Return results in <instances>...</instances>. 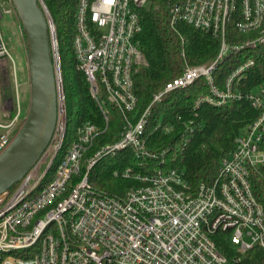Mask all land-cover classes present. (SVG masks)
I'll list each match as a JSON object with an SVG mask.
<instances>
[{
    "label": "built area",
    "instance_id": "2783aa9c",
    "mask_svg": "<svg viewBox=\"0 0 264 264\" xmlns=\"http://www.w3.org/2000/svg\"><path fill=\"white\" fill-rule=\"evenodd\" d=\"M169 1L171 25L182 22L219 36V51L210 62L186 64L134 121L129 115L138 102L134 74L147 64L138 42L139 10L148 0H78L74 51L106 128L110 109L121 113L120 136L87 156L101 131L86 121L66 145L68 113L57 54L58 112L50 142L15 186L0 194V264H242L248 250L264 248V205L251 180L264 166V79L249 90L239 88L264 60V0ZM5 14L18 19L12 0H0V20ZM232 54L240 57L218 86L214 73ZM11 65L0 28V155L25 119L18 95L2 92L1 73ZM200 78L209 92L195 99V109L246 98L257 116L235 138L214 179L193 185L183 170L164 167L169 149L151 151L147 131L154 105ZM186 125L191 134L193 121ZM174 127L162 118L153 125L166 133ZM126 149L134 151L138 166L147 159H158L159 166L146 172L124 168L123 177L140 183L123 197L97 190L89 180L91 169ZM218 235L228 239L230 253L220 250Z\"/></svg>",
    "mask_w": 264,
    "mask_h": 264
},
{
    "label": "trees",
    "instance_id": "16d2710c",
    "mask_svg": "<svg viewBox=\"0 0 264 264\" xmlns=\"http://www.w3.org/2000/svg\"><path fill=\"white\" fill-rule=\"evenodd\" d=\"M44 2L56 28L68 121L72 107L78 104L77 125L90 121L101 131L86 154L89 156L102 145L119 138L123 118L118 110L111 108L106 128L104 115L91 96L86 73L79 66L73 47L77 33L78 0ZM169 6V0H148V4L139 10L142 29L138 34V42L147 64L139 67L134 74L138 102L129 113L134 121L150 104L153 95L179 76L186 64L210 62L219 51V36L182 22L172 26ZM230 33L236 35L235 31L231 30ZM244 37L239 35V40ZM239 57L240 55L232 54L215 71L214 78L218 86L222 85L223 76L236 65ZM249 76V80L242 82L239 88L249 90L264 79V60L250 71ZM208 92L209 84L204 78H200L188 87L166 94L160 103L154 105L147 131V143L151 151L169 149L164 167L183 170L193 185L214 179L221 159L233 150L235 138L257 116V110L246 98L223 105L204 103L195 109V99ZM159 118H162L163 123H173L174 129L170 133L155 130L153 125ZM190 121H193L194 126L191 134L186 132V123ZM187 136H190L189 142L181 144ZM68 143L69 141L66 145ZM138 163L132 149L120 151L114 156H105L91 169L89 180L97 190L123 197L130 187L140 183L139 180L123 177L121 171L124 168L130 166L146 172L148 167L153 170L159 166L158 159L144 160L142 166H138ZM251 180L256 197L264 205V166L253 171ZM216 241L223 253L232 251L226 237L218 235ZM242 264H264V248L255 246L248 250L243 254Z\"/></svg>",
    "mask_w": 264,
    "mask_h": 264
},
{
    "label": "water",
    "instance_id": "95a60500",
    "mask_svg": "<svg viewBox=\"0 0 264 264\" xmlns=\"http://www.w3.org/2000/svg\"><path fill=\"white\" fill-rule=\"evenodd\" d=\"M12 1L24 34L31 93L23 126L0 155V194L17 183L40 157L50 142L58 112L55 58L59 52L48 7L44 0Z\"/></svg>",
    "mask_w": 264,
    "mask_h": 264
},
{
    "label": "rangeland",
    "instance_id": "374dc122",
    "mask_svg": "<svg viewBox=\"0 0 264 264\" xmlns=\"http://www.w3.org/2000/svg\"><path fill=\"white\" fill-rule=\"evenodd\" d=\"M50 16L52 18L51 13ZM0 28L4 41L14 60V68L11 65V68H5L1 73L2 92L5 96L14 98L18 95L22 107V116L25 118L29 110L31 82L24 34L17 17H12L9 14H5L0 20ZM78 109L79 105L75 104L69 115L67 131V141L69 142L73 141L77 133Z\"/></svg>",
    "mask_w": 264,
    "mask_h": 264
}]
</instances>
